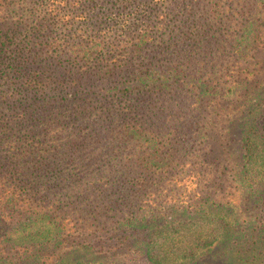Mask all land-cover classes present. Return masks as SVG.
I'll return each instance as SVG.
<instances>
[{"label":"trees","instance_id":"1","mask_svg":"<svg viewBox=\"0 0 264 264\" xmlns=\"http://www.w3.org/2000/svg\"><path fill=\"white\" fill-rule=\"evenodd\" d=\"M7 1L0 264H264V0Z\"/></svg>","mask_w":264,"mask_h":264},{"label":"rangeland","instance_id":"2","mask_svg":"<svg viewBox=\"0 0 264 264\" xmlns=\"http://www.w3.org/2000/svg\"><path fill=\"white\" fill-rule=\"evenodd\" d=\"M118 1V2H117ZM126 0H103V3L101 1V5L105 6V11L108 12L110 14V16L112 18H114L116 16L117 13H119L118 7H120L121 5H123V3H125ZM225 2V0H223ZM8 3H15L14 0H8ZM181 3V0H176L173 4H179ZM0 4H2L0 2ZM72 10H69L68 12H70ZM98 19H94L92 22V27L90 28V31H87L85 33H76L74 39H76L77 42H81V40H85V38L88 39L85 40L84 43V50L89 51V52H94L97 51L96 49V42H95V37H98L100 39H104L106 38L105 41H109V39L114 40L115 35L114 32L111 31V27L108 25H103L100 28L99 26V22L97 21ZM77 26H81L77 25ZM108 27V28H107ZM81 28V27H80ZM82 34V35H81ZM73 40V39H72ZM78 49L77 46L72 47H65L64 50L65 52H70V50H76ZM82 257H86L85 255H82ZM98 262V261H97ZM95 262V263H97Z\"/></svg>","mask_w":264,"mask_h":264}]
</instances>
